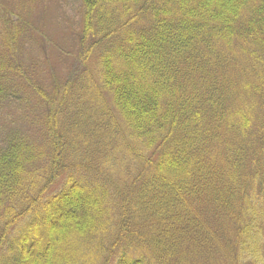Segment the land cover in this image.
Returning <instances> with one entry per match:
<instances>
[{
    "label": "trees",
    "instance_id": "16d2710c",
    "mask_svg": "<svg viewBox=\"0 0 264 264\" xmlns=\"http://www.w3.org/2000/svg\"><path fill=\"white\" fill-rule=\"evenodd\" d=\"M81 8L44 144L0 137V264H264V0Z\"/></svg>",
    "mask_w": 264,
    "mask_h": 264
},
{
    "label": "rangeland",
    "instance_id": "374dc122",
    "mask_svg": "<svg viewBox=\"0 0 264 264\" xmlns=\"http://www.w3.org/2000/svg\"><path fill=\"white\" fill-rule=\"evenodd\" d=\"M81 16V0H0V59L14 61L25 77L12 73L13 68L7 71L12 93L9 99L5 93L0 97V137L10 124L38 146L44 144L43 113L27 87L53 94L85 70L78 44Z\"/></svg>",
    "mask_w": 264,
    "mask_h": 264
}]
</instances>
